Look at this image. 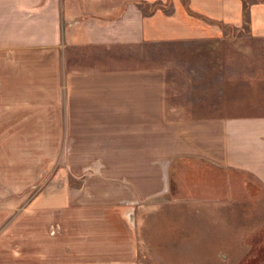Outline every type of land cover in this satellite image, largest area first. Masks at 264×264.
I'll return each mask as SVG.
<instances>
[{"label":"crops","instance_id":"0c3cea01","mask_svg":"<svg viewBox=\"0 0 264 264\" xmlns=\"http://www.w3.org/2000/svg\"><path fill=\"white\" fill-rule=\"evenodd\" d=\"M246 3L251 36L241 40H264V0ZM243 9L242 0H0V142L29 156L50 142L45 155L93 158L100 174L85 183L92 195L46 196V222L62 233L46 236L44 253L8 264H146L138 210L152 205L188 206V246L202 254L191 264L246 250L244 225L231 222L245 218V176L264 192V113L230 110L244 108L246 88L264 103V71L246 74L242 54H216L220 70L206 65L205 75L220 102L188 114L173 104L169 65L122 56L238 43L228 32L246 26ZM177 159L198 165L183 195L181 181L171 189Z\"/></svg>","mask_w":264,"mask_h":264},{"label":"rangeland","instance_id":"374dc122","mask_svg":"<svg viewBox=\"0 0 264 264\" xmlns=\"http://www.w3.org/2000/svg\"><path fill=\"white\" fill-rule=\"evenodd\" d=\"M255 1L260 0H246ZM228 35L233 37L230 39L240 40L251 36L247 32V25L238 31L230 29ZM246 40L228 45L145 46L122 53V56H131L135 63L169 65L168 88L176 109L188 114H203L205 102L212 105L220 102L219 85L213 86L205 75L206 65L215 64L214 69L220 70L221 62L216 54H242L238 63L246 74L254 68L264 71V40ZM210 54H213L215 61L209 60ZM228 64L229 68L237 69L236 60L228 61ZM244 80L247 78L244 77ZM254 90V87L244 90L243 109L230 111L264 113V103L261 98H255ZM49 143L38 141L36 155L29 156L21 155L24 151L16 147V142H0V264L27 262L31 252L44 253L47 235L58 236L62 233L59 223L46 222V196L82 197L97 191L86 188L85 183L93 184L97 180L100 174L95 172L94 166L99 162L93 158L45 155L54 152L44 148ZM196 163L190 159H177L172 163L170 177L173 192L176 191L174 182L181 181V188H177V191L182 195L187 194L189 178L198 176L193 170L194 166H198ZM244 178L242 207L245 218L231 223L244 225V243L247 246L246 250L228 253L223 264H264V192L248 177ZM138 211L141 212L138 215L149 234L147 246L143 245L139 254L146 264H191L190 259L194 261L202 256L198 253L201 251L198 246L194 251L188 246V206L152 205ZM15 253H22L21 257H16ZM199 264L216 263L200 261Z\"/></svg>","mask_w":264,"mask_h":264},{"label":"trees","instance_id":"16d2710c","mask_svg":"<svg viewBox=\"0 0 264 264\" xmlns=\"http://www.w3.org/2000/svg\"><path fill=\"white\" fill-rule=\"evenodd\" d=\"M242 2L244 3V9H243V12H242V17H243L245 25H247V23H248V15H249L248 14V5H247L245 0H242ZM148 13H150V12H148Z\"/></svg>","mask_w":264,"mask_h":264}]
</instances>
